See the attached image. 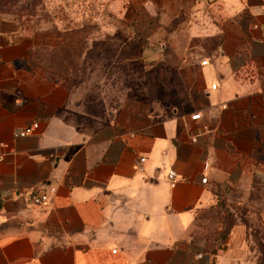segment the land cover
<instances>
[{
    "label": "crops",
    "instance_id": "obj_1",
    "mask_svg": "<svg viewBox=\"0 0 264 264\" xmlns=\"http://www.w3.org/2000/svg\"><path fill=\"white\" fill-rule=\"evenodd\" d=\"M99 1L95 42L88 23L28 35L0 18V264H212L202 212L264 221V0ZM108 41L141 92L105 67Z\"/></svg>",
    "mask_w": 264,
    "mask_h": 264
},
{
    "label": "rangeland",
    "instance_id": "obj_2",
    "mask_svg": "<svg viewBox=\"0 0 264 264\" xmlns=\"http://www.w3.org/2000/svg\"><path fill=\"white\" fill-rule=\"evenodd\" d=\"M102 6H105V3H101L99 0H0V18L14 22L17 29L28 35L47 32L53 28L56 30L58 26L63 28L69 27V25L77 26L88 23L86 27L87 37L95 42L96 8ZM85 12L86 14H84ZM105 19L106 16L103 21ZM121 43L107 42L108 45L104 52V59L107 62L105 67L110 70H118L124 74L130 72L131 78L130 76L121 78L120 81L131 86L135 92H141L143 80L137 77L138 72L142 69L141 64L136 61H125L124 56H126L128 49L126 46H121ZM93 52L94 48L89 54L93 56ZM55 55L57 57L51 66L60 69L63 64L61 66L57 58L59 56L62 58L63 50L61 49ZM116 55L118 56L116 57ZM43 59L46 60L47 58L43 57ZM91 65L93 66L94 62ZM69 66L73 70L78 71L80 69V63L72 60H70ZM237 209L239 210L240 207ZM237 209L222 202L217 204L215 208L202 212L198 217L205 249L208 254L217 256L213 259L212 264H264V221L261 217H249L247 219L244 217V215L246 216L244 209L240 213L237 212ZM236 212L242 216L247 226V233L240 246L229 249L227 240L230 229L236 223L234 217Z\"/></svg>",
    "mask_w": 264,
    "mask_h": 264
},
{
    "label": "built area",
    "instance_id": "obj_3",
    "mask_svg": "<svg viewBox=\"0 0 264 264\" xmlns=\"http://www.w3.org/2000/svg\"><path fill=\"white\" fill-rule=\"evenodd\" d=\"M254 29H257L258 26H253ZM262 35L264 36V30H262ZM261 85L264 86V78L261 81ZM212 89L214 90L215 87L212 86ZM191 121H199L200 120V115L199 114H195L193 116L190 117ZM38 129V125L37 124H32L24 129H22L21 131L17 132L15 134V137L17 138H24L27 136L32 135L36 130ZM203 133L202 129L194 136L191 137V142L195 143L197 137H199L201 134ZM144 162V159L140 160V163ZM211 160L209 157L205 158V160L203 161V170L208 169V167L210 166ZM167 180L170 182L171 185H174L175 183V173L173 171H169L167 173ZM202 183L206 182V179L203 178L201 180ZM54 193L53 189H49L47 192L42 193V194H38V195H34L31 197V202L33 205L35 206H47L50 204L51 202V195ZM112 253H115V250L112 251ZM200 257V256H199Z\"/></svg>",
    "mask_w": 264,
    "mask_h": 264
}]
</instances>
